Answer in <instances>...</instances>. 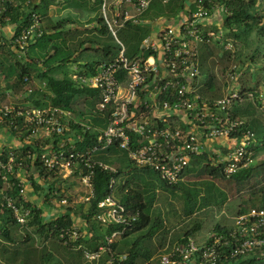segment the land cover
I'll list each match as a JSON object with an SVG mask.
<instances>
[{
	"label": "built area",
	"instance_id": "1",
	"mask_svg": "<svg viewBox=\"0 0 264 264\" xmlns=\"http://www.w3.org/2000/svg\"><path fill=\"white\" fill-rule=\"evenodd\" d=\"M150 2L101 0L99 14L117 41L116 53L97 67L95 75L70 77L78 86L98 92L94 112L106 118L104 128L77 123L69 111L34 107L32 100L25 105L0 106V137L7 135L13 144L2 146L0 152V215L7 213L20 228L19 233L22 229L32 231L29 223L36 205L29 199V192L34 189L33 181L36 183L38 178L44 181L38 176L39 167L63 180L78 179L85 190V195L79 197L84 204L93 195L91 179L95 168L116 173L107 163L94 159L109 149L123 152L129 165L153 172L169 187L184 182L186 170L200 159L206 158L209 166L227 179L252 165L255 135L245 127L243 119L233 114L234 105L242 101L239 89L233 86L226 95L212 98L205 93L207 85L198 80L202 47L217 45L224 51L231 50L222 29L230 13L221 4H211L207 9L202 0H191L194 10L185 9L167 20H151L144 17ZM29 4V0H0V14L18 5L27 11L8 37L0 34V47L7 46L18 59L43 35L42 19L30 10ZM8 21L5 18L0 26ZM126 25L152 27L132 58L125 56V47L116 36ZM237 76L238 70L232 66L226 78L235 84ZM24 82L29 97L30 81L25 78ZM260 109L264 114V94ZM71 124L78 125L79 132H73ZM93 131L97 132L93 144L85 151L76 150L75 144ZM54 136L60 138L58 148L50 141ZM114 185L111 178L110 192L97 204L96 221L102 226L122 229L106 236L105 246L95 252L84 250L87 261L99 259L137 221L138 210H127L113 197ZM66 204L65 199L58 201V206ZM85 237L73 225L60 229L56 240L63 246L81 249L76 243ZM252 257L264 260V207L259 206L237 214L230 229L209 234L201 245L191 237L167 244L158 256V264H238ZM125 259L126 255L118 261L111 256L106 264H120Z\"/></svg>",
	"mask_w": 264,
	"mask_h": 264
},
{
	"label": "rangeland",
	"instance_id": "2",
	"mask_svg": "<svg viewBox=\"0 0 264 264\" xmlns=\"http://www.w3.org/2000/svg\"><path fill=\"white\" fill-rule=\"evenodd\" d=\"M31 1L32 3L37 2L36 0ZM260 2L261 4L264 3L262 0ZM46 3L48 5L46 17H48L50 21L49 19L44 20L42 24L43 36L32 46L28 47L25 56L18 59L17 55L12 53L7 46H4V48L0 47V90L3 89L2 79H4L5 76L9 81L18 80L20 70L16 66L17 64L27 68L32 91L37 88L39 93L47 94L45 87L40 91L41 89L36 86V83L40 82L37 76L39 72H46L48 75H52L59 79L62 78L63 75L70 78L75 72V68H80L85 64V59L87 57L92 56L91 61H98L99 52H92L93 54H74L71 51L72 47L70 46L69 40V36L73 33L72 29L75 27L81 31V26L87 25V22H92V24L93 22L96 23L97 11H95V7L93 9L91 6L90 0H46ZM39 5H43V2H40ZM39 9L38 12H42L41 6ZM65 20L67 22H64L65 28L60 31L61 35L57 36L56 33L53 35V30L49 28L50 25L52 26L56 22ZM92 24L87 26V28L93 27ZM116 36L118 40H120L118 32ZM227 38L232 46L231 50L227 51L230 54V60L227 62L223 60L221 62L223 49L218 46L209 48V52H214V55L208 54L209 56L207 57L199 53L198 65L200 77L198 80L200 83L206 84L209 76L214 75L216 79L214 96L226 95L228 90L233 86H236L239 91L248 88L250 91L246 92V97L242 98L239 106L241 109H248L246 103L250 104L249 110L253 112L250 118L264 126V114L260 109V98L264 94V30L259 32L254 30L237 40L233 37ZM98 39L99 46H93L94 48L108 47L111 51L116 50L117 41L109 32L103 37H98ZM44 43L45 47H42ZM87 47L88 45H86V48ZM48 55H50L51 58L47 57ZM67 55L71 56L70 60L68 62H63ZM232 66H235L238 70L235 84L228 81L226 78V74ZM82 70L83 69H81V71ZM26 87V85L23 86L19 84V88L15 89L13 95L10 94L11 97H9V99L0 95V104L25 105L26 101L31 100L26 95ZM2 91L5 92L4 90ZM250 95H252V97ZM207 96L209 97V93ZM81 107L82 104H79L78 109ZM71 116L72 119L75 120V115ZM243 120L247 122L249 119L244 117ZM0 143H4V141L0 139ZM123 155L121 151H115V149L113 153L110 154L105 152L99 153L102 160L115 170L119 169L120 163H122L121 160H125ZM262 161H264V150L256 153L251 166L256 167ZM197 162L198 164H195ZM206 163L207 159H200L190 165L189 169L192 171L189 174L186 173L184 182L181 183L183 187L182 191L180 190L181 186L179 189L165 190L164 184L155 177L153 172L142 174L133 171L134 168L127 163L123 165L124 170L122 171L124 174L120 176V181L127 180L132 188L133 184L138 185L137 179H143V182H146L145 185L149 183L153 184L154 187L150 191L146 188L144 189L146 190V194L153 192L152 198H154V201L150 208V216L152 219L154 217H159L162 221L161 230L151 240H139V253L144 256L148 255L149 257L146 259L141 257L138 264H158V256L164 246L178 242L184 232L192 228L196 229V231L191 238L197 244L201 245L206 241L209 234L217 232L218 229H230L238 210L245 212L251 206H259L261 203V193L264 192V168L255 169L248 181L237 182L233 179L226 178L222 180L219 177H208L204 173ZM120 181L118 182L117 179L112 192L117 202V184L120 183ZM46 182L47 184L44 185L42 179L38 178L36 184L41 187V189H39L40 191H34V189L31 188L29 192V199L36 202L37 205L39 203L35 201V197L42 194V192L48 191V187H51L54 191L58 190L59 192V194H56L55 198H49L48 204L47 202L45 204L49 205L48 207L52 209L54 213L64 211L66 207L76 208L78 205L82 204L79 197L85 195V190L75 177L63 180L60 177L54 176L52 180H47ZM140 186L144 188L143 184ZM145 193H143V195H145ZM60 195H62V198L59 197ZM60 199H65L67 201L66 206H58V201ZM50 201H52V203H50ZM38 206L40 207L42 204L40 203ZM86 208L87 204L84 203L83 210H86ZM194 225H196L197 228ZM148 228L149 227H146L144 230L128 236L124 242L128 246H131L135 240L147 232ZM15 229H17L18 232L20 231L18 226ZM119 240L120 237L115 239V241ZM0 246H4L9 251L13 250V247L8 245V243L1 238ZM14 246L17 247V245ZM32 246L37 248L35 254H38L40 257H45V249L41 246L38 247L37 243H31V247ZM18 250L21 251L22 249L19 248ZM78 255L81 257V254ZM5 259L8 262L11 261V254H7ZM43 261H41L43 264L47 263L45 259H43ZM263 261L264 260L258 261L259 263L257 264H261ZM20 262L23 263V260L21 259ZM56 262H58L57 258L51 259L47 264H56Z\"/></svg>",
	"mask_w": 264,
	"mask_h": 264
},
{
	"label": "trees",
	"instance_id": "3",
	"mask_svg": "<svg viewBox=\"0 0 264 264\" xmlns=\"http://www.w3.org/2000/svg\"><path fill=\"white\" fill-rule=\"evenodd\" d=\"M24 2L25 0H21ZM53 1V0H50ZM91 1V0H90ZM203 6L205 8H209L211 4H221L223 5L228 13L230 15L223 21L222 23V29L225 32L224 37H233L235 40L239 39L240 37L252 32V31H263L264 30V3L261 4V0H202ZM264 1V0H262ZM92 4L96 7L95 9L98 10V6L100 5L101 0H92ZM191 0H170L167 3H162V0H151L150 5L146 13L144 14V17L147 19H153V18H161V19H169L172 17H176L177 15L183 13L185 9L189 6L192 7L191 10H194L193 6L190 5ZM29 7L30 10L38 12L39 6H35L31 0H29ZM45 4L44 2L43 7L41 8L42 12H38L40 16L45 14ZM261 4V6H260ZM260 6V7H259ZM23 7L18 5L16 7H9L7 10V13L0 14V24L4 22L5 18H9L10 24H16L17 21L20 19V17H24L27 14V11L22 9ZM65 21L56 22L54 25H50V29L53 31H57L56 35H61L60 31L62 30V26H64ZM96 27H93L92 29H83L81 31L75 29L74 33H72L69 36L70 40V46L71 51L74 54L79 53H100L98 61H91L92 56L87 57L85 59V64L81 66L80 68L83 69V72H81L79 75H82L84 77H91L95 75L97 67L105 63L109 60H111L116 50L111 51L108 47H101V48H94L93 46H99V39L98 37H103L108 33L100 14L95 20ZM150 26H142V27H135L131 25H126L124 28L118 31L120 42L125 47V56L128 58H132L136 56L139 46L141 45L142 41L150 34ZM96 34H95V33ZM44 34V33H43ZM85 35V36H84ZM43 36V35H42ZM66 41V40H65ZM64 41V42H65ZM49 42V41H48ZM47 42V43H48ZM45 43L42 47H44ZM86 45L88 47L86 48ZM4 48V47H3ZM7 48V47H6ZM5 48V49H6ZM8 49V48H7ZM52 50H55L54 48H51ZM210 49L207 47H202L199 51L200 54H204L205 56L214 55V52H209ZM93 54V53H92ZM47 57L51 58L50 55ZM69 55L65 56L63 62H68L70 60ZM48 58V59H49ZM225 60L226 62L230 60V54L227 51L223 50V56L221 58V62ZM18 69L20 70V73L18 74V80L16 81H9L6 79V76L4 79H2L3 89L4 91L7 90H14L19 88L20 85H25L24 79L26 78L28 81H30L28 70L26 67L20 66L19 64L16 65ZM223 73V72H222ZM38 79L44 83V86L47 90V94H41L38 92L37 88L33 89L32 94L29 96V99L32 100V104L34 107L42 108V107H53V108H59L64 111H69L71 115H75V120L77 123H83L86 125L91 126V128L98 127L100 129L104 128L106 125V118L101 117L99 114H96L94 112L95 105L98 101V92L96 90L81 87L75 84L70 78L65 77L63 75L62 78H56L54 76L48 75L46 72H39L37 74ZM214 75L209 76V79L206 83L207 90L206 95L209 93V97L213 98H219L220 95H215V88L216 82H215ZM19 84H18V83ZM0 90V93L3 92ZM244 90V91H243ZM242 91H239V94L242 98L246 97V92H249L250 90L248 88H244ZM213 94V95H211ZM82 104V107L78 109V105ZM246 108L241 109L239 105H234L233 108V114L235 117H239L243 119L244 117L248 118L249 120L246 122L245 127L250 129L254 135L255 139L257 141V144L255 147H252V151L254 156L259 151L264 150V126L257 123L256 120L251 119L253 112L249 110L250 104L246 103ZM72 131L79 132V126L78 125H70ZM97 135V132L93 131L88 134H85L83 136L84 140L81 143H76L75 148L78 151H85L87 150L94 142L95 136ZM53 143V146L58 148V143L60 142V138L54 136L52 137V140H50ZM114 149H109L105 153H113ZM116 151V150H115ZM123 153V152H122ZM124 154V153H123ZM123 158L125 159V155H123ZM96 161H102V157L97 156L94 158ZM204 158L203 160H205ZM126 160V159H125ZM121 160L122 163H120L119 169L116 170L115 174H111L108 171H103L101 169L95 168L93 172V177L91 179V186H92V198L89 199V201L86 203L87 208L86 210H83L84 204L78 205L76 208L72 207H66L64 209V215L60 218L55 219L54 221H51L49 223H43L41 219V213L42 210L38 207L32 210L33 212V218L31 222L29 223V227L32 228V231L28 232L26 229H22V233L20 234L17 229H15L17 226L15 223L10 220L7 213H4V215H0L1 222L3 223L0 226V238L7 242L8 245L13 247V250L9 251L4 246H0V264H31L32 259L34 256L38 255L35 254L37 251V248L31 247V243L35 242V237H37L38 240H56L57 235L60 231V229L63 228H70L74 224V219H78L80 221H83L86 225L92 226L93 231L89 242L84 241V238L80 239L76 244L82 245L83 247L87 248L88 250H91L89 252H95L97 250L98 246H105L104 242V236H110L112 233L116 231H120L122 228L118 226H105L104 228H101L99 223L96 221V216L99 213V210L97 208V204L99 201H101L109 192V182L110 179L113 178L115 182L118 179V182L120 181V176L123 173L122 170H124L123 165L128 164L127 161ZM195 164H198L195 163ZM261 169L264 168V161H262L259 165L256 167H248L246 169H242L240 171H237L232 176H230L229 179L236 180L237 182L240 181H248L250 177L252 176L255 169ZM80 170H82L80 168ZM133 171L140 172L142 174L146 173L149 174L150 171L144 170V169H133ZM192 170L189 168L186 170V173H191ZM204 173L208 177H219L222 180H225L226 178L217 170L209 166V163L207 161ZM155 177L156 174H154ZM38 176L40 178H44L43 184H47V180H52L54 176L50 173H47L44 169L38 168ZM158 178V177H157ZM138 185L133 184V188L130 187L129 182L126 181H120V183L117 184V194L118 196V203L130 211H136L138 210V218L137 221L134 222L130 228L126 229L123 234L120 236L119 241H114L109 247L108 251L105 252L101 256V261L99 264H105L106 260L110 258L111 256L118 261V259L122 255H126V259L121 262L120 264H138L139 260L142 258L146 259L149 256H144L143 254L139 253L138 250V244L139 240H151L160 230L162 226V221L159 217H154L153 219L150 216V208L154 201L153 192L150 194H146L144 190L145 188L149 191L154 187L153 184H146V182H143V179H137ZM150 182V181H149ZM49 184V183H48ZM143 184L144 188H142L140 185ZM33 188L34 191H40L41 187L37 185L33 181ZM181 186V191L183 190V187L181 184L175 186V187H169L164 184L165 190H175L179 189ZM48 191L46 195H44L43 199L48 204L49 198H55L56 194H59L58 190L54 191L52 188L48 187ZM43 191V190H42ZM14 193L15 191L12 190ZM44 192H42L43 194ZM54 193V194H53ZM145 193V195H143ZM42 194L37 195L38 197L42 198ZM60 195L59 197H61ZM62 198V197H61ZM253 207V206H251ZM259 207H264V192L261 193V203L259 204ZM243 213L242 210H238L237 214ZM98 223V225H97ZM196 227V225H194ZM146 227H149L147 232L139 237L137 240H135L131 246L127 245L124 240L141 230H144ZM101 228V229H100ZM197 228V227H196ZM196 229L192 228L191 230H186L184 234L182 235L181 239H185L187 237H191L194 235ZM225 230L218 229L217 232L214 233H223ZM179 239L178 241H180ZM58 242V241H57ZM59 246L70 250L71 247L63 246L61 243H59ZM14 245H17L15 247ZM35 246V245H34ZM21 248L22 250L19 251L18 249ZM33 249V250H31ZM7 254H11L12 259L11 261H7L5 259V256ZM22 254V255H21ZM23 260V263L20 262V260ZM43 261V259H41ZM44 262V261H43ZM258 262L255 257L245 259L238 264H256ZM34 263V262H33ZM40 264H43L42 262ZM264 264V261L263 263Z\"/></svg>",
	"mask_w": 264,
	"mask_h": 264
},
{
	"label": "crops",
	"instance_id": "4",
	"mask_svg": "<svg viewBox=\"0 0 264 264\" xmlns=\"http://www.w3.org/2000/svg\"><path fill=\"white\" fill-rule=\"evenodd\" d=\"M37 2L35 3H33L35 6H41V8L43 7V5H44V2H46V0H36ZM84 1V0H83ZM92 1V0H91ZM90 1V2H91ZM40 2H43V5H39V3ZM101 3V2H100ZM42 4V3H41ZM91 4V6L93 7V9H94V5L92 4V2L90 3ZM46 6H45V14L43 15H41L40 17H41V19H42V24H43V22H44V20L45 19H49L48 17H46V10H47V7H48V5L47 4H45ZM50 6H52V5H50ZM100 6V5H99ZM99 6H98V10L97 9H95V11H97V17H98V15H99ZM96 8V7H95ZM194 8V7H193ZM186 9H188V10H191L192 9V7L190 8L189 6L186 8ZM23 10H25V9H23ZM36 12V11H35ZM37 14H38V12H36ZM40 15V14H39ZM95 18V17H94ZM154 19V18H153ZM49 21H50V19H49ZM87 21V20H86ZM10 21H8V23L7 24H5V25H1L0 27V34L2 33V35L3 36H5V37H8L12 32H13V29H14V27L15 26H17V24L15 25V24H10L9 23ZM65 22H67L66 20H65ZM42 24H41V26H42ZM67 24H70V23H67ZM87 25H83V26H81L82 27V29L81 30H83V29H92L93 27H96V23H94L93 22V24H92V22H90V23H86ZM93 25V27H91V28H87V26H90V25ZM144 26H150V29L152 30V27H151V25H144ZM78 27H80V26H78ZM63 28H65L64 26H62V30H63ZM43 29V28H42ZM75 29H77V27H75L74 29H72L73 30V33H74V30ZM78 30V29H77ZM151 30H150V32H151ZM57 31H53V35H55V33H56ZM95 33V32H94ZM96 34V33H95ZM85 36V35H84ZM71 43V42H70ZM214 46H217V45H214ZM44 47H45V45H44ZM213 47V46H212ZM218 47H220V46H218ZM209 48H211V47H209ZM54 52V51H53ZM78 69H80V68H75V72L72 74V75H79L81 72H83V70L81 71V69L80 70H78ZM36 83V82H35ZM42 83L43 82H39V83H36V86L38 87V88H40L41 90L40 91H42L43 89H44V87L45 86H43L42 85ZM4 85V84H3ZM10 91V92H9ZM13 93H14V90H7V91H5V92H1L0 93V95L1 96H4L5 98H7L6 97V95L8 94V95H13ZM13 97V96H12ZM14 98V97H13ZM7 99H9V98H7ZM3 104H5V103H3ZM2 105V103L0 104V106ZM6 137H8L7 135H5V137H0V139L1 140H3L4 141V143H0V152H1V149H2V146H7V147H9V146H11V145H13L11 142H10V139H9V141L7 140V138ZM36 179V178H35ZM35 179H32V180H35ZM30 196V195H29ZM36 198V199H35ZM34 199H35V201H37L39 204L38 205H40V203L42 204V206H38L37 204H36V202H33L31 199V201L36 205V207H38V208H40L41 210H42V213H41V219H42V221H43V223H49V222H51V221H54L55 219H57V218H60V217H62L63 215H64V211H60L61 213H54V211L52 210V209H50L48 206L49 205H45L46 204V202L44 201V199H43V197L41 198V197H35ZM52 203V202H51ZM45 210V211H44ZM53 211V212H52ZM52 212V213H51ZM73 220H74V224L81 230V231H83L84 233H85V235H86V237L84 238V241H86V242H89V240H90V236H91V234H92V232H94L93 231V228H92V226H89V225H86L83 221H80V220H76V219H74L73 218ZM97 225H98V223H97ZM101 228H104L105 226H102V225H99ZM100 228V229H101ZM91 233V234H90ZM21 234V233H20ZM104 238H105V236H104ZM35 242L38 244V247L39 246H41L43 249H45V251H46V253H45V257H40L39 255H36V256H34L33 257V259H32V262H31V264H40L41 263V259H45L46 261H47V263L51 260V259H55V258H57L58 259V262H56V264H99V262L101 261V256L103 255V254H105V253H102L101 255H100V257H99V259H97V260H94V261H87L85 258H84V256H83V252H84V250H87V248H85V247H83L82 245H80L81 246V249H70V250H68V249H65V248H63V247H61V246H59V244H58V242H57V240H52V239H49V240H42V241H40V240H38L37 239V237H35ZM100 246H98L97 247V249L99 248ZM63 251H67V252H63ZM88 251H91V250H88ZM78 254H81V257L78 255ZM107 261V260H106ZM34 262V263H33ZM46 263V264H47ZM105 264H106V262H105Z\"/></svg>",
	"mask_w": 264,
	"mask_h": 264
}]
</instances>
